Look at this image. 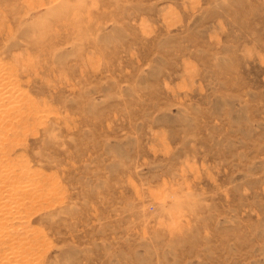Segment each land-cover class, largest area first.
Segmentation results:
<instances>
[{
  "label": "rangeland",
  "instance_id": "374dc122",
  "mask_svg": "<svg viewBox=\"0 0 264 264\" xmlns=\"http://www.w3.org/2000/svg\"><path fill=\"white\" fill-rule=\"evenodd\" d=\"M0 63L1 257L264 264V0H0Z\"/></svg>",
  "mask_w": 264,
  "mask_h": 264
},
{
  "label": "bare ground",
  "instance_id": "6f19581e",
  "mask_svg": "<svg viewBox=\"0 0 264 264\" xmlns=\"http://www.w3.org/2000/svg\"><path fill=\"white\" fill-rule=\"evenodd\" d=\"M1 64V63H0ZM2 65H0V103L2 101H14L17 97L19 98L20 96L17 94L16 92V89L13 85V81L12 80H9L7 79V77L5 76V71H2L3 69H5V67L2 69L1 67ZM10 69V68H9ZM7 73V71H6ZM10 73V72H9ZM7 75V74H6ZM13 75V74H12ZM11 77V76H8V78ZM11 79V78H10ZM15 84V83H14ZM17 86V85H16ZM17 88V87H16ZM17 98V99H18ZM16 99V100H17ZM15 100V101H16ZM2 104V103H1ZM4 105V104H3ZM1 106V105H0ZM2 107V106H1ZM2 109V108H1ZM1 163V162H0ZM5 165L4 164H0V206L1 205H7L9 204L10 200L12 199V205L14 207V211H13V215L11 217H8L5 212L4 209L0 208V220H3L5 222V220H9L11 218L10 221L13 220L14 223H10L9 221H6L7 223L9 222L10 223V226L8 227H5V226H0V233H4L5 235H3L4 237L5 236H9V234H12L14 233L13 231V228H15L16 226L18 227L20 224L21 226H24V223H23V218H24V215H23V211H22V207L20 208L19 207V204L21 205V203L19 202L20 199H21V195L22 193L18 192L16 187L13 186L11 183H10V180L13 179L12 175H11V170L7 169L8 171L5 170V168H3ZM25 169V168H24ZM22 169V170H24ZM26 171V169L24 170V172ZM21 172V171H20ZM22 172V173H24ZM27 172V171H26ZM26 172H25V175H26ZM28 174V173H27ZM22 176V175H21ZM14 181H16L15 179H13ZM17 183H20V186L22 188H27V189H23V190H28L29 192H34L36 189L34 188H31V185L28 181H18ZM24 195V194H23ZM21 196V197H20ZM25 197V196H24ZM8 199V200H7ZM16 203V205H14ZM18 203V204H17ZM22 206V205H21ZM9 215V214H8ZM3 222V223H4ZM25 222V221H24ZM23 223V225H22ZM15 225V226H14ZM13 226V227H12ZM27 226V224H26ZM20 228V227H18ZM23 228V227H22ZM20 232L23 231V229H19ZM22 230V231H21ZM17 232H19L18 230H16ZM15 231V232H16ZM25 231V230H24ZM27 233H29L27 230L25 231ZM26 235V234H25ZM1 237V236H0ZM34 237V236H33ZM14 238V237H13ZM20 238V237H19ZM35 239V238H34ZM6 240V239H5ZM22 240V238H21ZM37 240V239H36ZM15 241V240H14ZM28 241V240H27ZM6 242V241H5ZM16 242V241H15ZM21 242V241H20ZM0 243H2V240L0 238ZM28 243V242H27ZM39 243V242H38ZM32 244V243H31ZM36 244V243H35ZM15 245V244H14ZM24 245V244H23ZM28 245V244H27ZM30 246V245H29ZM32 246H34L32 244ZM2 247V246H1ZM8 247H12V246H8ZM14 247V246H13ZM12 247V249H13ZM28 247V246H27ZM31 247V246H30ZM18 248V247H17ZM8 249V248H7ZM9 250V249H8ZM10 251H11V248H10ZM20 251V250H19ZM18 250H12V253L10 254L9 251H4L6 256L4 257H1L0 255V264H17V262L22 263L20 262V260H24L25 262H27V260L25 259L26 255L25 256H22V254L19 252ZM32 251V250H31ZM3 252V253H4ZM8 252L11 256H8L9 254L6 253ZM18 252V253H17ZM26 252V251H25ZM4 254V255H5ZM8 254V255H7ZM13 255V256H12ZM30 255V254H29ZM32 255V254H31ZM34 255V254H33ZM3 256V254H2ZM28 256V255H27ZM24 257V259H23ZM4 258V259H3ZM36 259V258H34ZM15 261V263H14ZM29 261H30V258H29ZM23 262V263H25ZM31 262V261H30ZM29 262V263H30ZM22 263V264H23Z\"/></svg>",
  "mask_w": 264,
  "mask_h": 264
}]
</instances>
